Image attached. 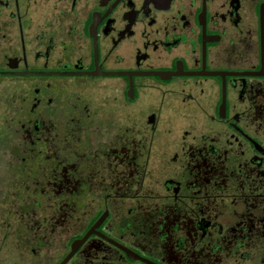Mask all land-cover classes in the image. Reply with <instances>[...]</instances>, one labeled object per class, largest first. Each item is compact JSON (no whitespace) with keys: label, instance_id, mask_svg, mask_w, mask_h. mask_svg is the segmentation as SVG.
<instances>
[{"label":"flooded vegetation","instance_id":"flooded-vegetation-1","mask_svg":"<svg viewBox=\"0 0 264 264\" xmlns=\"http://www.w3.org/2000/svg\"><path fill=\"white\" fill-rule=\"evenodd\" d=\"M0 264H264V0H0Z\"/></svg>","mask_w":264,"mask_h":264}]
</instances>
